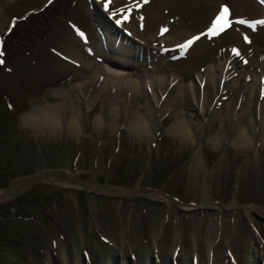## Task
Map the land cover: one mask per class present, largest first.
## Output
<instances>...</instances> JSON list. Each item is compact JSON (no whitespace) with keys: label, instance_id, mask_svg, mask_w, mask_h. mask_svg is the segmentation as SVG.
Wrapping results in <instances>:
<instances>
[{"label":"rangeland","instance_id":"rangeland-1","mask_svg":"<svg viewBox=\"0 0 264 264\" xmlns=\"http://www.w3.org/2000/svg\"><path fill=\"white\" fill-rule=\"evenodd\" d=\"M104 1L109 9L103 7ZM122 2L0 0L4 53L0 57L4 61L0 64V186L4 179L12 186L29 174L65 173L78 185L126 192L100 197L85 188L41 179L22 187L14 197L0 202V264H125L128 255L134 256L130 264H169L175 246L177 264H189L191 257L207 264L209 249V264H264V221L258 218L264 216L253 210L264 209L263 138L250 134L246 142L236 140L242 126L222 135L223 126L217 120L208 127L204 124L206 132L200 137L180 140L167 132L175 119L167 113L147 136L135 137L126 124L136 113L145 120L138 98L110 131L112 108L105 105L103 94L94 97L95 89L88 97L93 100L91 110L77 122V135L67 133L63 122L55 133L21 122L34 107L60 102L62 91L91 74L83 62L101 68L93 74L98 76L108 69L124 75L131 72L118 62L144 65L151 72H176L180 67L176 63L180 58L173 59L176 54L153 55L173 41H149L145 46L127 36L117 44L115 36L103 30L109 27V18L112 23L121 18L129 23L124 18L129 16L124 11L128 3ZM132 3L128 4L131 10ZM70 25L85 32L87 42H81ZM158 27L161 32L162 25ZM124 28L130 34V28ZM223 40L207 41L211 55L214 49L219 52L216 45ZM99 44L107 59L94 57L93 49L89 52L88 48L98 49ZM137 47L143 51L137 52ZM188 60L187 68L199 66ZM168 112L174 117L178 112L185 114L186 103ZM98 113L107 120L99 129L91 124ZM57 116L63 121L64 116ZM10 186L0 187V192ZM146 188L177 201L152 191L128 194ZM22 195L27 200L17 206L15 200ZM239 206H246L245 210Z\"/></svg>","mask_w":264,"mask_h":264},{"label":"bare ground","instance_id":"bare-ground-1","mask_svg":"<svg viewBox=\"0 0 264 264\" xmlns=\"http://www.w3.org/2000/svg\"><path fill=\"white\" fill-rule=\"evenodd\" d=\"M122 3H132V6L139 4V8L132 10L127 16L129 23L126 24L122 18L118 19L121 30L125 26L130 28L129 36L136 40L132 43L145 45L149 41L150 43L173 41L161 45L153 53L154 56H162L161 48L177 46L184 39L207 30L211 18L217 13L220 5L228 6L231 19H244L249 22L264 20V7L255 0H148L147 3L144 0H123ZM128 4L125 8H128ZM184 23H188L191 27H185ZM161 25L168 31L161 34L158 27ZM195 28L199 29L193 32ZM245 35L250 42L245 41ZM222 37L224 40L221 44H214L216 48L219 47V52L214 49L212 55V49L207 46L209 40L207 36H201L194 41L184 53L185 56L182 55L179 61H176L180 67L172 73L159 70L160 67H158L159 71L151 72L152 70L149 71L144 65L118 62L116 65L128 66L131 72L124 75L117 69H108L103 71L102 76H98L99 74H93L97 70L102 71L101 68L92 65L91 62H83L82 67L87 71L91 69V74L82 76V81L67 91L63 89L61 101L58 99L60 102L38 109L34 107L32 111L22 116L21 122L24 126L51 133L57 132L59 123L63 122L67 133L77 135L80 131L77 122L79 124L78 120L91 110L89 106L93 100L89 101L88 97L95 89L94 97L103 94L105 105L112 108L113 113L110 114L112 122L108 124L110 131L113 129L112 123L121 120L123 111L138 98L142 101V105L138 108H142L141 112L145 120L136 113L126 124L127 131L135 137L147 136L149 129L153 130L157 126L158 118L167 113V116L175 118L167 128V132L180 140L188 141L193 135L200 137L206 132V127L203 128V125L208 127L217 120L223 126L222 135L242 126L236 140L246 142L245 136L250 134L264 140V94H262L264 85L260 83V78L264 76V25H257L256 29L252 30L246 24L233 23L220 35L211 39ZM121 38H124L123 35ZM233 48L239 51L240 56L236 57L232 52ZM92 49L95 53L94 57L107 59L104 53H100V44L98 49L88 48L89 52ZM136 49L137 52L143 51L138 47ZM179 51L181 50L166 52L163 56L176 54ZM137 52L131 54L139 56ZM240 57L248 62L242 65ZM187 59L198 62L199 66L187 68ZM142 75L144 78H139ZM185 81L188 83L184 84ZM112 89L114 93L111 95ZM127 93H129L128 97ZM69 95L72 96L70 100H68ZM162 95H165L163 100H161ZM182 103H186L187 106L185 114L178 112V116L174 117L168 112L169 109H174L175 105L181 106ZM66 108L67 112H65ZM57 115L64 116L63 121ZM106 121L104 114L98 113L93 117L91 124L99 129ZM38 179L56 182L68 188H85L103 194H126L123 190L75 184L65 173L57 175L47 173L40 175ZM27 182V179L15 181L7 191L0 192V202L21 190ZM253 210L264 216V209ZM210 251L211 249L207 252L211 254Z\"/></svg>","mask_w":264,"mask_h":264},{"label":"snow or ice","instance_id":"snow-or-ice-1","mask_svg":"<svg viewBox=\"0 0 264 264\" xmlns=\"http://www.w3.org/2000/svg\"><path fill=\"white\" fill-rule=\"evenodd\" d=\"M144 2L147 3L148 0H144ZM105 7L107 8L108 5L105 4ZM229 16H230V10L228 6L222 5L218 15L211 21V24L208 27L206 32L201 33L199 36H194L192 39L186 41L184 44L178 45V48L181 50V55H183L187 51V49L194 43V41L200 39L201 36H207L209 39H211L212 37L220 35V33L225 31L233 23H239L241 25L246 24L252 30H255L257 25H264V20H256V21L249 22L244 19H238L236 21H233L229 19ZM124 18L127 19L128 17L125 16ZM141 20H143V17H141ZM14 23L15 21L13 22V25ZM117 23H120V21L118 20ZM167 31H168L167 28H163L161 30V34ZM80 35L83 36V33H80ZM244 39L245 41L250 42L247 35L244 36ZM232 52L235 55L240 56V53L236 48H233ZM3 55L4 53L2 51V42H0V57H3ZM176 58L177 57H173V59H176ZM240 58L244 61V63L248 62L247 60H244L243 57H240ZM3 63H4L3 59H0V64H3ZM9 107H11V105H9Z\"/></svg>","mask_w":264,"mask_h":264},{"label":"water","instance_id":"water-1","mask_svg":"<svg viewBox=\"0 0 264 264\" xmlns=\"http://www.w3.org/2000/svg\"><path fill=\"white\" fill-rule=\"evenodd\" d=\"M39 175H40V172L37 173V174H34V175L30 174V175L25 176L24 179H27L28 182H27L24 186L27 187V186L31 185L32 183H34L35 181L39 180V179H38V178H39ZM74 180H75V179H74ZM10 184H11V182H9V183L7 184L6 187L10 186ZM15 193H16V192H15ZM132 193H133V194H137L138 192L134 191V192H132ZM14 195H15V194H12L10 197H14ZM98 195H99V194H98ZM100 196H101V195H100ZM240 208H244V206H241ZM250 214H251L253 217H256L255 213L251 212ZM258 218H259L260 220L264 221V217H263V218L258 217Z\"/></svg>","mask_w":264,"mask_h":264},{"label":"trees","instance_id":"trees-1","mask_svg":"<svg viewBox=\"0 0 264 264\" xmlns=\"http://www.w3.org/2000/svg\"><path fill=\"white\" fill-rule=\"evenodd\" d=\"M6 179H4L2 182V184H1V186L0 187H4L5 185H6V183H7V181H5ZM26 197H24V195H22V196H19L16 200H15V204L17 205V206H21L26 200Z\"/></svg>","mask_w":264,"mask_h":264}]
</instances>
